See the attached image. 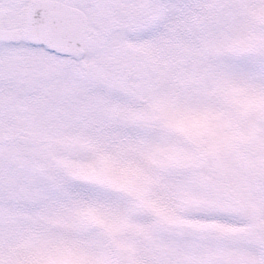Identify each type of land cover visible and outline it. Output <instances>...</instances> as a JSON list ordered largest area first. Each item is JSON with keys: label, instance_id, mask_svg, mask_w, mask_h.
Wrapping results in <instances>:
<instances>
[{"label": "snow or ice", "instance_id": "snow-or-ice-1", "mask_svg": "<svg viewBox=\"0 0 264 264\" xmlns=\"http://www.w3.org/2000/svg\"><path fill=\"white\" fill-rule=\"evenodd\" d=\"M0 264H264V0H0Z\"/></svg>", "mask_w": 264, "mask_h": 264}]
</instances>
